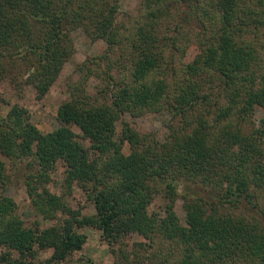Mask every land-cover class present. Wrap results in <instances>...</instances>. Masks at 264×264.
<instances>
[{"label":"trees","instance_id":"trees-1","mask_svg":"<svg viewBox=\"0 0 264 264\" xmlns=\"http://www.w3.org/2000/svg\"><path fill=\"white\" fill-rule=\"evenodd\" d=\"M119 9V0H0V84L13 85L22 67L43 99L75 52L72 32L106 43L80 65L49 133L18 103L4 115L0 93V264H74L86 227L102 232L113 264H264L255 201L264 192V0H141L137 16L122 18ZM92 76L97 95L87 92ZM162 112L171 116L164 142L123 121ZM7 160L28 161L29 197L54 224L20 220ZM59 163L60 195L49 188ZM75 185L85 193L77 209ZM156 195L163 214L151 211ZM88 204L95 213H84Z\"/></svg>","mask_w":264,"mask_h":264},{"label":"rangeland","instance_id":"rangeland-1","mask_svg":"<svg viewBox=\"0 0 264 264\" xmlns=\"http://www.w3.org/2000/svg\"><path fill=\"white\" fill-rule=\"evenodd\" d=\"M141 6V0H119V14L122 18L127 13H132L134 16L139 14V9ZM71 43L75 48V52L72 57L66 62L63 71L58 78L55 85L51 88L49 93L43 99H37L35 94V89L32 85L27 84L23 75L28 76L27 70L20 67V73L17 79H14L13 85H9L7 82L0 84V93L4 100L2 104L3 114L6 115L11 107L18 103L26 107L32 115V120L38 126V128L44 132L49 133L56 129L59 124L57 121V112L59 106L71 99V89L70 85L79 80L82 73L79 69L80 65L89 60L91 61L93 57L102 53L106 48V43L103 40H95L89 36L84 30L79 29L71 34ZM22 70V71H21ZM19 71V70H18ZM17 71L12 72V75ZM13 77V76H11ZM99 79L95 76L90 78L87 86V92L90 95H97ZM170 115L167 112L162 113H149L141 117H132L130 114H126L123 117V121L132 125L136 130L142 133H155L157 138L161 141H165L169 129L168 121L170 120ZM262 117L261 114L256 115V121ZM77 133H80L77 128H75ZM128 151L125 150V152ZM127 153V152H126ZM8 163V174L9 181L6 187V193L8 196L15 199L18 204L17 215L24 224L39 222L42 226H50L54 224V221H46L41 215L38 214L35 207L32 204V200L29 197L28 189L26 185V177L29 172L28 161L20 162L14 165L11 160H7ZM65 167L62 163H59L58 169L53 175L52 182L49 184V188L52 192L56 194L64 193L65 189L63 186ZM191 184V183H190ZM181 183L180 191L183 189H191L192 196L194 194L204 195L208 199L217 198L216 193L204 191V187L200 184L193 185L190 187ZM165 185H163L164 187ZM194 187V189H192ZM74 197H69V203L74 208L77 209L78 202H80L85 193L84 190L78 185L74 186ZM255 192V191H254ZM255 201L264 210V192L256 191ZM183 200L179 198L176 202V212L180 217L182 223L186 222V210L184 208ZM165 201L160 195H156L153 204L151 205V211L162 213L164 211ZM244 206V205H243ZM245 207V206H244ZM253 211V207H251ZM242 210V209H241ZM256 211V210H254ZM253 211V212H254ZM84 213L92 214L95 213L94 205L88 204L87 209ZM88 236L87 243L85 244L82 251L76 254L74 258V264H80L81 256L90 257L95 262L100 264H113L115 261L114 255L111 253L109 244L103 240L102 232L93 227H86L82 230ZM141 241L142 239L138 236L132 238V241ZM144 253V251H143ZM52 251L42 252L40 254L41 259L49 258Z\"/></svg>","mask_w":264,"mask_h":264}]
</instances>
